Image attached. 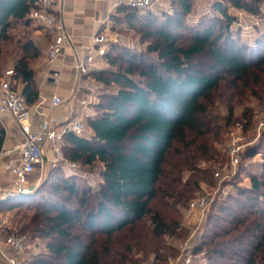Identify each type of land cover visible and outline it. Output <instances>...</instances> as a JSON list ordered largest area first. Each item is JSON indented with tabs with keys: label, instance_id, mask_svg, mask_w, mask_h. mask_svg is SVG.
<instances>
[{
	"label": "trees",
	"instance_id": "1",
	"mask_svg": "<svg viewBox=\"0 0 264 264\" xmlns=\"http://www.w3.org/2000/svg\"><path fill=\"white\" fill-rule=\"evenodd\" d=\"M179 3L181 10L155 28L157 21L146 11L118 6L130 24L147 22L146 35L153 39L148 49L157 58L116 53L114 45L105 54L109 66L90 73L113 90L93 104L96 114L86 120L91 136L67 133L62 150L70 162L101 165L97 188L81 185L76 174L56 162L33 192L8 196L34 201L35 213L24 229L31 227L34 237L44 238V249L27 264H140L151 254L160 264L169 258L172 246L165 237L178 234L179 205L213 174L198 166L211 152L207 143L197 141H206L211 132L208 115L215 90L226 81L235 92L264 84V34L254 44L234 36L228 12L230 4L257 14L264 0H216L217 14L191 29L187 44L179 41L180 18L191 11V0ZM40 7L39 0H0V76L6 47L14 44L15 87L22 83L19 89L29 106L40 97L31 61L41 49L29 31L22 30L26 38L13 42L8 30L18 24L34 29L32 12ZM204 54L211 64H203ZM118 62L120 70L109 68ZM189 132L195 135L191 140ZM5 136L0 120V152ZM175 141L183 146L169 160ZM257 153L255 147L247 155ZM250 181V188H239L238 195L228 194L213 206L206 239L197 249H206L205 264H264V162Z\"/></svg>",
	"mask_w": 264,
	"mask_h": 264
},
{
	"label": "rangeland",
	"instance_id": "2",
	"mask_svg": "<svg viewBox=\"0 0 264 264\" xmlns=\"http://www.w3.org/2000/svg\"><path fill=\"white\" fill-rule=\"evenodd\" d=\"M216 0H191V11L183 15L180 20L184 25L179 31V41L181 44H187L188 37L191 29L202 25V22H207L210 16L217 14L213 5ZM177 10H181L179 0H159V4L152 10L146 11L145 16L150 14L151 17L157 22L152 28L158 27L160 23L165 20L169 15H174ZM228 12L233 16L234 21L231 24V30L234 36L239 37L241 40L254 44L258 37L264 34V3L261 5L260 11L257 14L238 9L232 5H228ZM120 22L115 23L112 30L118 33L120 37L116 42L110 43L108 51L114 45L116 53L128 51L132 54H140L141 56L156 59V52H151L148 49L153 39L146 35L150 29L147 22H135L130 24L125 20L124 12H119ZM150 19V21L152 20ZM148 20V19H147ZM34 29H26L21 25H15L16 28L8 30L9 36L12 37L13 42L17 39L24 40L26 36L24 33L32 35L36 29H41L42 26L34 19L32 21ZM25 30L26 32H23ZM51 39V38H50ZM9 42V41H7ZM7 53L4 55L6 60L2 64V69H7L14 63L13 52L14 44L7 45ZM203 64H211V59L206 54L200 56ZM113 71L120 70L119 62L111 64L109 67ZM4 69V70H5ZM136 79H140L138 74L134 75ZM254 76V75H252ZM264 80V74L261 75ZM254 82V77L251 78ZM100 89L96 93V102L99 101L100 94L103 92H112L113 88L106 86L100 82ZM257 88V92L254 90ZM229 81L222 83L221 86L215 90L213 94V105L210 107L208 119L211 121V132L205 137L206 141L198 138L197 143L208 144V150L211 152L198 160V166L202 169L209 168L213 172L210 175L209 181H201L199 186L194 189L193 195L185 201L183 205H179V222L180 227L178 234L174 236H166L165 242L172 246L169 250V258H164L160 264H186L185 256L191 252L194 255L192 264H205L207 262L206 249L197 251L204 238L205 229L208 224L210 214L213 211V206L224 200L228 194L238 195L239 188H250V174H259L263 167L264 162V84H253L252 87H241L236 92ZM80 98L86 96V92H80ZM91 110V109H90ZM96 113V109H92L84 119L88 120L92 113ZM231 124H240L243 128L245 141L247 142L243 153L240 156V163L236 167L229 165V160L226 155V148L229 142V126ZM243 124H245L243 126ZM233 125V126H234ZM232 128V127H231ZM231 130V129H230ZM194 133H188L187 140L194 137ZM183 143L175 141L173 147L170 149L169 160L173 157V152L178 148H182ZM257 148L258 153L249 157L247 152L250 148ZM67 152V151H65ZM202 152V151H201ZM52 157V153L48 154V158ZM65 157V156H64ZM49 162V160H48ZM64 168H68L66 159L60 161ZM50 163V162H49ZM49 166H53L51 163ZM101 165L95 163L94 165H85L77 162V167L74 169L75 173L68 170V174H76L78 182L81 185H91L93 189L97 188L101 178L99 176ZM46 169H38L37 173L31 178L30 183L35 184L39 180V185L47 176ZM216 172L220 175L216 176ZM190 176V172L185 174V178ZM9 182L7 186H9ZM4 194V192H3ZM206 196L210 201V206L205 214L203 220L199 222L193 214L188 213V201L193 198ZM0 203V237L4 235L18 233L25 236L27 241V253L35 249L37 243L41 250L44 249V238L34 237L31 227L26 228L27 223L30 221L35 213L34 201L31 198H13L5 197ZM158 204V202L156 203ZM197 213V212H196ZM194 218H193V217ZM21 230H24L21 232ZM142 258V255H138ZM33 256H31L32 258ZM29 261H27L28 263ZM156 262V261H155ZM140 264H154V256L151 254L147 258L142 259Z\"/></svg>",
	"mask_w": 264,
	"mask_h": 264
},
{
	"label": "built area",
	"instance_id": "3",
	"mask_svg": "<svg viewBox=\"0 0 264 264\" xmlns=\"http://www.w3.org/2000/svg\"><path fill=\"white\" fill-rule=\"evenodd\" d=\"M116 6H129L141 11L154 9L159 0H114ZM40 9L32 12L40 25L53 31V39L46 46L47 59L50 64L56 62L61 54L69 35L60 18L53 10L55 6H62L63 0H39ZM94 46L78 64L81 76L89 75L93 71L96 56H105L110 45L107 33H98L93 36ZM13 67L7 68L0 76V115H9L16 122L22 140L12 150H3L2 156L9 152L14 153V160L4 163L5 169L12 176L8 192H32L39 185V180L32 184L31 178L38 169H45L47 154L52 153L51 161L56 163L64 161L62 150L64 136L73 133L77 136H85L88 132V125L84 119L85 115L92 110L96 102V93L100 89V81L91 78L84 86L86 96L80 98L82 115L72 116L62 123H57L54 118L45 116L37 108H32L26 102L25 96L18 87L14 78ZM52 106L58 107L64 104V99L59 95L52 96ZM91 109V110H90ZM96 113H92L94 115ZM41 116L40 122L35 125V119ZM229 142L226 148V155L229 165L238 166L240 156L247 145L243 128L235 124L229 132ZM77 167V162H68V170L72 173ZM216 176L220 173L216 172ZM210 206L206 196L193 198L188 204V213L193 214L201 222ZM197 212V213H196ZM193 217V216H192ZM193 217V218H194ZM27 248V241L24 235L12 233L0 237V251L6 258L8 264H27L24 254ZM194 255L191 252L185 256L186 264H192Z\"/></svg>",
	"mask_w": 264,
	"mask_h": 264
},
{
	"label": "crops",
	"instance_id": "4",
	"mask_svg": "<svg viewBox=\"0 0 264 264\" xmlns=\"http://www.w3.org/2000/svg\"><path fill=\"white\" fill-rule=\"evenodd\" d=\"M53 10L62 18L69 40L56 62L50 64L47 59L46 46L54 37L53 31L41 25V29H36L32 32V37L41 49V54L31 61V66L35 70V81L40 95L39 100L32 104L31 107L39 109L45 116L54 118L57 123H62L72 116L82 115V108L79 102L80 92L84 96V86L93 76L90 74L81 76L78 64L94 46L93 36L95 34L107 33L110 43L118 40L120 35L112 32V30L115 27L114 16L118 15L119 12L114 0H63L62 6H55ZM108 66L109 63L105 56L97 55L93 71ZM10 67H13V65ZM20 87H22L21 82L18 83V88ZM54 95L61 96L64 99V104L53 107L51 100ZM92 109H94V106ZM40 118L41 116L36 117L35 125L40 122ZM0 120L6 129L5 141L1 152L3 150H12L16 144L21 142L23 139L22 135L11 116L0 115ZM92 132V129L88 127V132L85 136L90 137ZM48 154L46 156V170L51 167L49 166L50 163L54 164L51 158H48ZM14 158V153L9 152L2 156L0 160V201L4 198L6 190L10 186H7L8 182L10 184L12 179L9 171L5 169L4 163L12 161ZM35 245V249L32 252L27 253L25 251L24 256L27 261L31 259V256L40 252L41 248L37 243ZM0 264H8L1 251Z\"/></svg>",
	"mask_w": 264,
	"mask_h": 264
},
{
	"label": "water",
	"instance_id": "5",
	"mask_svg": "<svg viewBox=\"0 0 264 264\" xmlns=\"http://www.w3.org/2000/svg\"><path fill=\"white\" fill-rule=\"evenodd\" d=\"M33 191H34V190H33ZM33 191H32V192H33ZM29 193H31V192H29ZM15 194H26V192H8V193H5L4 198H5V197H8V196L15 195Z\"/></svg>",
	"mask_w": 264,
	"mask_h": 264
}]
</instances>
